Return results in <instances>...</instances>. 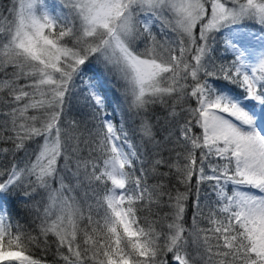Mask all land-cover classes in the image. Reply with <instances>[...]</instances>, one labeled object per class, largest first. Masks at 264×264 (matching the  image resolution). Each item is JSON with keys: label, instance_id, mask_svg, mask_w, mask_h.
I'll list each match as a JSON object with an SVG mask.
<instances>
[{"label": "snow or ice", "instance_id": "1", "mask_svg": "<svg viewBox=\"0 0 264 264\" xmlns=\"http://www.w3.org/2000/svg\"><path fill=\"white\" fill-rule=\"evenodd\" d=\"M35 249L264 264V0L0 5V264Z\"/></svg>", "mask_w": 264, "mask_h": 264}, {"label": "trees", "instance_id": "2", "mask_svg": "<svg viewBox=\"0 0 264 264\" xmlns=\"http://www.w3.org/2000/svg\"><path fill=\"white\" fill-rule=\"evenodd\" d=\"M4 4H9V1L8 0H0V5H4ZM18 211L20 212V215H19L18 218L21 220V223H24L25 212H24L23 208L22 207H18ZM49 239L51 240V239H54V238L50 237ZM32 255L34 257H42L43 259L48 261V264H53V260L56 259L55 257L52 256L51 251L48 253V255L45 256L43 254V250L42 249L33 250Z\"/></svg>", "mask_w": 264, "mask_h": 264}, {"label": "rangeland", "instance_id": "3", "mask_svg": "<svg viewBox=\"0 0 264 264\" xmlns=\"http://www.w3.org/2000/svg\"><path fill=\"white\" fill-rule=\"evenodd\" d=\"M9 1V0H8ZM53 2V0H49V3L51 4Z\"/></svg>", "mask_w": 264, "mask_h": 264}]
</instances>
